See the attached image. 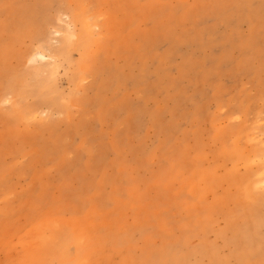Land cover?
<instances>
[{"label": "rangeland", "instance_id": "obj_1", "mask_svg": "<svg viewBox=\"0 0 264 264\" xmlns=\"http://www.w3.org/2000/svg\"><path fill=\"white\" fill-rule=\"evenodd\" d=\"M263 165L264 0H0V264H264Z\"/></svg>", "mask_w": 264, "mask_h": 264}, {"label": "bare ground", "instance_id": "obj_2", "mask_svg": "<svg viewBox=\"0 0 264 264\" xmlns=\"http://www.w3.org/2000/svg\"><path fill=\"white\" fill-rule=\"evenodd\" d=\"M69 48L72 49V48H78V47H77L76 43H72V44L69 45ZM69 48L67 47V48L63 49L62 53L63 54H67L68 53L67 50H69ZM32 57H33L34 60H36V59L40 60L43 56L40 53H34L32 55ZM262 169L264 170V165L262 166ZM263 178H264V175H263Z\"/></svg>", "mask_w": 264, "mask_h": 264}]
</instances>
